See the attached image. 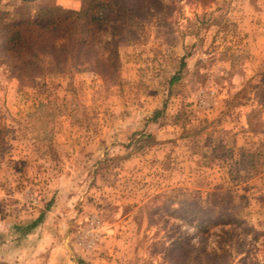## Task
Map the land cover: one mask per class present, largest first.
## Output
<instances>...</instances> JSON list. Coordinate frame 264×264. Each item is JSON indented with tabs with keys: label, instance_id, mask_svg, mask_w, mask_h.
Segmentation results:
<instances>
[{
	"label": "rangeland",
	"instance_id": "obj_1",
	"mask_svg": "<svg viewBox=\"0 0 264 264\" xmlns=\"http://www.w3.org/2000/svg\"><path fill=\"white\" fill-rule=\"evenodd\" d=\"M85 1L0 0V16ZM161 1L166 25L121 40L118 78L24 84L0 63V264H174L185 237L264 264V0Z\"/></svg>",
	"mask_w": 264,
	"mask_h": 264
},
{
	"label": "trees",
	"instance_id": "obj_2",
	"mask_svg": "<svg viewBox=\"0 0 264 264\" xmlns=\"http://www.w3.org/2000/svg\"><path fill=\"white\" fill-rule=\"evenodd\" d=\"M162 5L161 0H86L82 10H73L59 17L53 7L42 12L47 18L38 17L33 21L9 23L1 15L0 52L3 58L0 63L9 58L10 71L24 84L35 82L47 71L88 70L104 79L118 78L121 40L124 37L136 39L135 36L142 33L157 15L160 20L156 23L166 25L161 20H167L169 12H164ZM178 78L174 76L171 83ZM194 208L197 207L188 208L190 213L186 217L190 221L195 218ZM203 221L209 222L210 219ZM228 221L231 220L228 218ZM199 224H203L201 218ZM185 238L177 242L178 251L172 256L174 264L230 262L229 252L223 255L216 250H199Z\"/></svg>",
	"mask_w": 264,
	"mask_h": 264
}]
</instances>
